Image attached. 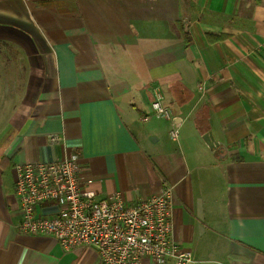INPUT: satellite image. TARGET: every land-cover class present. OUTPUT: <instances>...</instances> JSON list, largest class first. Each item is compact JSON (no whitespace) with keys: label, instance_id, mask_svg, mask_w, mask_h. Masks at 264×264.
Returning a JSON list of instances; mask_svg holds the SVG:
<instances>
[{"label":"crops","instance_id":"obj_1","mask_svg":"<svg viewBox=\"0 0 264 264\" xmlns=\"http://www.w3.org/2000/svg\"><path fill=\"white\" fill-rule=\"evenodd\" d=\"M0 42L27 63L0 143V264H102L17 229L18 165L73 153L100 198L172 186L191 264H264V0H0Z\"/></svg>","mask_w":264,"mask_h":264},{"label":"built area","instance_id":"obj_2","mask_svg":"<svg viewBox=\"0 0 264 264\" xmlns=\"http://www.w3.org/2000/svg\"><path fill=\"white\" fill-rule=\"evenodd\" d=\"M153 109L168 114L160 101ZM172 135H178V126ZM82 172L75 153L18 165L14 191L22 215L17 229L53 238L67 250L92 247L102 264L194 262L191 253L181 251L172 239V186L165 184L160 192L135 202L119 191L100 198L85 190Z\"/></svg>","mask_w":264,"mask_h":264},{"label":"rangeland","instance_id":"obj_3","mask_svg":"<svg viewBox=\"0 0 264 264\" xmlns=\"http://www.w3.org/2000/svg\"><path fill=\"white\" fill-rule=\"evenodd\" d=\"M27 63L16 46L0 42V143L10 131L8 122L23 99Z\"/></svg>","mask_w":264,"mask_h":264},{"label":"water","instance_id":"obj_4","mask_svg":"<svg viewBox=\"0 0 264 264\" xmlns=\"http://www.w3.org/2000/svg\"><path fill=\"white\" fill-rule=\"evenodd\" d=\"M203 137H204L205 141L209 144V146L211 148H214L216 146L215 145V140H214V138H213L211 133H206Z\"/></svg>","mask_w":264,"mask_h":264},{"label":"trees","instance_id":"obj_5","mask_svg":"<svg viewBox=\"0 0 264 264\" xmlns=\"http://www.w3.org/2000/svg\"><path fill=\"white\" fill-rule=\"evenodd\" d=\"M185 39H186L187 42L190 41V38L188 36H185Z\"/></svg>","mask_w":264,"mask_h":264}]
</instances>
